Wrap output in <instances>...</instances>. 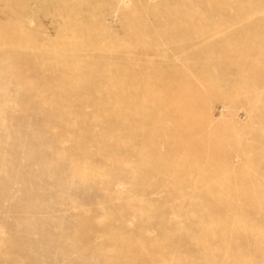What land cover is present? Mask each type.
<instances>
[{
  "label": "rangeland",
  "instance_id": "1",
  "mask_svg": "<svg viewBox=\"0 0 264 264\" xmlns=\"http://www.w3.org/2000/svg\"><path fill=\"white\" fill-rule=\"evenodd\" d=\"M0 264H264V0H0Z\"/></svg>",
  "mask_w": 264,
  "mask_h": 264
}]
</instances>
